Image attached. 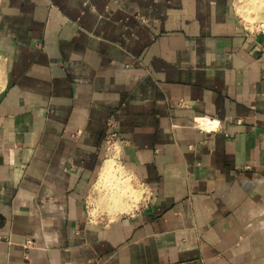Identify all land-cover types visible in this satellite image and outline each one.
<instances>
[{"label": "crops", "instance_id": "crops-1", "mask_svg": "<svg viewBox=\"0 0 264 264\" xmlns=\"http://www.w3.org/2000/svg\"><path fill=\"white\" fill-rule=\"evenodd\" d=\"M112 130L148 194L104 222ZM0 264H264V33L233 0H0Z\"/></svg>", "mask_w": 264, "mask_h": 264}, {"label": "rangeland", "instance_id": "rangeland-1", "mask_svg": "<svg viewBox=\"0 0 264 264\" xmlns=\"http://www.w3.org/2000/svg\"><path fill=\"white\" fill-rule=\"evenodd\" d=\"M233 3L235 10L239 16V19L242 21L244 27H246L249 31L252 32L264 33V0H233ZM112 132H114V130L109 131L108 133V140H111V143H107V139L105 140L106 147L109 151V154L106 158L115 156V159L118 161L117 163L123 166L122 168L124 172L130 177L129 182L131 183L132 187L129 188L132 191L133 189H135V191H137L136 194L140 193L141 196L134 205L130 203L131 208L129 210L123 212L119 211L115 212L116 214H113L111 211H109L110 209L105 205L107 202V194H103L104 200L106 201L104 202L102 200V197H99V193L101 191L94 189V186H92L87 193L85 202L86 209L91 215L94 216L95 219L104 222L108 221L114 216L129 215L134 212H137L144 205L148 194L146 187L138 180L135 174L125 168L121 158L122 143L120 142L119 136L117 134L112 135Z\"/></svg>", "mask_w": 264, "mask_h": 264}, {"label": "bare ground", "instance_id": "bare-ground-1", "mask_svg": "<svg viewBox=\"0 0 264 264\" xmlns=\"http://www.w3.org/2000/svg\"><path fill=\"white\" fill-rule=\"evenodd\" d=\"M217 126H218V123H216L213 127H211V129H209V130H212V129H215V128H217ZM110 160H108V162L106 163V166H105V168H104V172H103V183L105 184V187H106V185H107V188H105V189H103V190H105V191H108V193H109V195H108V197L110 196V198H109V200H107L108 199V197L106 198V201H107V204L109 203V201L111 202V203H113V205H111L114 209H113V211H112V208L110 209V207H109V209H110V211L111 212H116V209L118 210V209H126V207L128 206V204H127V206H126V203L124 204V202H127L125 199H124V202H123V204H121V201H123L122 200V198L123 197H126L127 198V196H128V198H127V200H129L130 198L131 199H135V196H137L138 197V195L136 194V192L137 191H135V189H133V191L129 188V187H132L131 186V183L128 181V180H126V182L128 181V185L127 186H125L124 185V182H122L123 181V179H122V175H121V173L119 172L120 171V169H122V167H118L117 166V163L116 162H118L116 159H115V156H112V157H108ZM108 158H106V159H108ZM116 161V162H115ZM103 170V169H102ZM123 173H124V171H123ZM128 178H129V176H128ZM127 178V179H128ZM99 181V180H98ZM99 183V182H98ZM123 183V184H122ZM110 185H111V187H110ZM98 186V185H97ZM96 186V187H97ZM100 186V185H99ZM104 188V187H103ZM130 197V198H129ZM137 199V198H136ZM102 200H104V197L102 196ZM105 201V200H104ZM132 201H134V200H132ZM132 201L130 202V203H132ZM130 208H131V206H130ZM128 209V208H127ZM126 209V210H127ZM124 211V210H123ZM122 212V211H121ZM115 214V213H114Z\"/></svg>", "mask_w": 264, "mask_h": 264}, {"label": "built area", "instance_id": "built-area-1", "mask_svg": "<svg viewBox=\"0 0 264 264\" xmlns=\"http://www.w3.org/2000/svg\"><path fill=\"white\" fill-rule=\"evenodd\" d=\"M264 26V25H263ZM219 127V125L217 126V128ZM116 134V132L114 131V132H112V135H115ZM109 138L107 137V143H111V140L109 141L108 140Z\"/></svg>", "mask_w": 264, "mask_h": 264}]
</instances>
